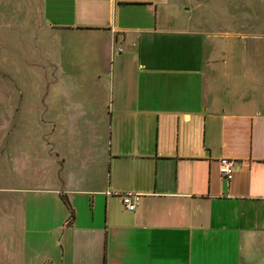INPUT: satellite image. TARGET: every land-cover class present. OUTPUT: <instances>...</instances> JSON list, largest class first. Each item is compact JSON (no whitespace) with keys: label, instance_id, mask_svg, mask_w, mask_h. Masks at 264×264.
<instances>
[{"label":"crops","instance_id":"crops-1","mask_svg":"<svg viewBox=\"0 0 264 264\" xmlns=\"http://www.w3.org/2000/svg\"><path fill=\"white\" fill-rule=\"evenodd\" d=\"M38 4L57 77L10 108L40 129L6 149L0 264H264V0Z\"/></svg>","mask_w":264,"mask_h":264},{"label":"rangeland","instance_id":"rangeland-1","mask_svg":"<svg viewBox=\"0 0 264 264\" xmlns=\"http://www.w3.org/2000/svg\"><path fill=\"white\" fill-rule=\"evenodd\" d=\"M38 1L0 0V183L4 179L3 163L8 143L23 145L24 140L26 142L30 139L29 148L32 150L37 147L35 139L40 129L38 119L24 121L19 117L12 120L9 117L10 108L14 109L17 105L19 112L24 113L27 106L34 105L31 117L38 118L39 112L35 108L37 109L42 98V85L56 76L44 75L40 66L29 63L32 52H40L42 59V53L49 50L46 40L45 43H36L30 35L34 29L30 18L38 17L42 13ZM51 45L58 48L56 38ZM28 129L32 132L30 136L24 133ZM25 156L28 166L35 168L36 155L29 152Z\"/></svg>","mask_w":264,"mask_h":264},{"label":"built area","instance_id":"built-area-1","mask_svg":"<svg viewBox=\"0 0 264 264\" xmlns=\"http://www.w3.org/2000/svg\"><path fill=\"white\" fill-rule=\"evenodd\" d=\"M235 166L236 162L235 159H232V157L222 156L219 158L218 170L222 176L230 178L233 169H235ZM137 196L138 195L134 192H124L119 195V199L123 204L124 208H126L127 210H132L135 207V199H137Z\"/></svg>","mask_w":264,"mask_h":264}]
</instances>
